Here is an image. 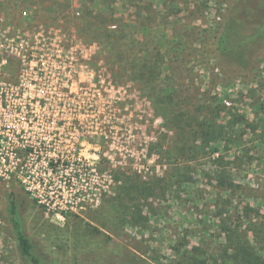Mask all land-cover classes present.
<instances>
[{
    "label": "rangeland",
    "instance_id": "1",
    "mask_svg": "<svg viewBox=\"0 0 264 264\" xmlns=\"http://www.w3.org/2000/svg\"><path fill=\"white\" fill-rule=\"evenodd\" d=\"M256 3L264 13V0H0L33 68L17 156L2 150L0 264H29L11 193L46 264H236L239 246L264 264V47L245 68L212 44L230 17L244 32ZM119 27L153 78L124 70Z\"/></svg>",
    "mask_w": 264,
    "mask_h": 264
},
{
    "label": "trees",
    "instance_id": "2",
    "mask_svg": "<svg viewBox=\"0 0 264 264\" xmlns=\"http://www.w3.org/2000/svg\"><path fill=\"white\" fill-rule=\"evenodd\" d=\"M246 16L244 32H241L239 24L234 25L233 18L230 17L226 25L218 33L216 32L213 38L214 51L217 58L224 57L230 61V63L236 65H243L242 67H248L247 63L249 57L254 52L260 51L264 47V13L259 4H253L252 6H246ZM110 39L111 45L117 51L116 56L119 55V60L123 64V68L126 72L133 77L134 80L147 77L153 78L157 74V66L150 65L147 57L138 56L137 44L140 43L136 39L132 32L126 28H118L111 30L107 33ZM159 58V53L156 54ZM69 158V155H66ZM9 206V222L13 228L15 240L20 257L29 264H46L38 254L32 250V244L29 237L23 230L22 220L18 211V203L13 193L10 194L8 202ZM234 261L238 264V260L244 259L240 264H252L251 255L248 251L239 246V250H234ZM190 257L194 264H205L204 260H200L195 256ZM231 255V254H230ZM241 256H243L241 258ZM74 264H78L74 261ZM227 264V262H224ZM255 264V262L253 263Z\"/></svg>",
    "mask_w": 264,
    "mask_h": 264
},
{
    "label": "built area",
    "instance_id": "3",
    "mask_svg": "<svg viewBox=\"0 0 264 264\" xmlns=\"http://www.w3.org/2000/svg\"><path fill=\"white\" fill-rule=\"evenodd\" d=\"M25 13L23 11V15ZM26 37H28L27 31L0 29V162L5 157L2 152L5 148L12 149L10 153L14 158L17 156L18 150L15 149L18 147V142L15 134L18 128L14 121L18 102L32 98L27 86L32 82L33 68L31 66L28 69L26 64L32 46L28 44ZM19 60L21 66L17 70L16 62ZM19 85L23 88H19ZM29 146L32 145L23 144L20 147L29 148Z\"/></svg>",
    "mask_w": 264,
    "mask_h": 264
},
{
    "label": "flooded vegetation",
    "instance_id": "4",
    "mask_svg": "<svg viewBox=\"0 0 264 264\" xmlns=\"http://www.w3.org/2000/svg\"><path fill=\"white\" fill-rule=\"evenodd\" d=\"M47 33H50V32H47V31H37V34L44 35L46 38H49L50 36H48ZM61 43H62V48H63V40L61 41ZM63 58H64V55L61 56V59H63ZM63 69H64V67H63ZM62 74H64V70L62 71Z\"/></svg>",
    "mask_w": 264,
    "mask_h": 264
}]
</instances>
